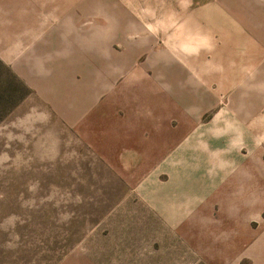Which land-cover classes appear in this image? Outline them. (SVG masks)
<instances>
[{"label": "rangeland", "instance_id": "1", "mask_svg": "<svg viewBox=\"0 0 264 264\" xmlns=\"http://www.w3.org/2000/svg\"><path fill=\"white\" fill-rule=\"evenodd\" d=\"M0 264H264V0H0Z\"/></svg>", "mask_w": 264, "mask_h": 264}]
</instances>
